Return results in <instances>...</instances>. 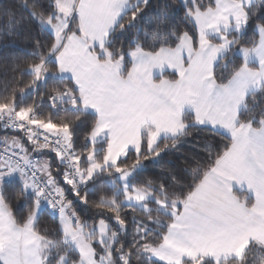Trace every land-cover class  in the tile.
Masks as SVG:
<instances>
[{"label": "snow or ice", "instance_id": "1", "mask_svg": "<svg viewBox=\"0 0 264 264\" xmlns=\"http://www.w3.org/2000/svg\"><path fill=\"white\" fill-rule=\"evenodd\" d=\"M179 2L192 29L166 30L173 0L149 18L147 44L125 45L112 34L149 0H22L47 35L0 98V124L23 134L0 149V264H264V0ZM198 130L187 182L146 174ZM45 216L58 227L41 228Z\"/></svg>", "mask_w": 264, "mask_h": 264}, {"label": "trees", "instance_id": "2", "mask_svg": "<svg viewBox=\"0 0 264 264\" xmlns=\"http://www.w3.org/2000/svg\"><path fill=\"white\" fill-rule=\"evenodd\" d=\"M173 0H149V6L145 7L143 12L137 16V19L132 22V25L126 26V30L121 32L113 33V38L124 42L127 45L128 41L133 35L137 36L139 39H144L145 44L147 40L144 38V30L147 27L151 30L152 25L148 24L149 18L156 17L160 6L165 4H171ZM168 17L165 21V28L175 27L177 31L182 28L192 29L193 24L189 22L190 18L186 16L185 9L180 5L179 0H175V6L170 7L167 10ZM13 35H8L9 29ZM19 32V35L16 33ZM47 35V29L41 27L29 14L27 8L22 5V0H0V98L7 96L12 87L16 84V80L13 79V72L11 71L12 66L16 63L24 65L25 62L31 61L32 59V48L34 47L35 41H43ZM17 79H19V74ZM171 76L170 73L166 74ZM30 77L25 74L23 79L27 81ZM57 82H61L60 78H57ZM46 83H41L38 87L37 94L46 90ZM31 99V97L25 98V101ZM18 102H21V98L18 97ZM30 102V101H29ZM51 111L53 116L59 117L66 115L65 112L58 109H52L50 106L41 104L38 109L40 115H47V112ZM92 114L89 113L86 117L87 122H91ZM87 123L81 124L78 127V131L86 128ZM23 135L22 133H17L15 129H5L0 126V141H5L7 138L8 143H11V138L17 135ZM204 131L198 130L193 133L191 137L182 140L174 149L170 151H165L160 157L146 162V167L148 171L147 175L155 174L165 177L171 175H176L182 181L187 182V178L181 173L182 168L181 161L188 159L189 153L197 152L196 140L198 137L203 136ZM78 142V137H77ZM48 158H54L53 153H47ZM56 167L62 170L63 165L57 163ZM54 166L53 171L57 169ZM57 178L63 183L62 177L57 173ZM99 182H97L98 184ZM82 193L87 191L91 201L97 199L96 194L99 191L98 187H94L91 183L87 186H81ZM11 198L12 193L9 192ZM74 206L77 211L82 215L83 218L89 219V223L92 222L91 218L94 217V209H91L87 204L82 203L78 197L71 196ZM28 201H21L15 204L14 211L19 216L24 208L27 206ZM43 208V207H42ZM45 211L51 212L50 209L44 208ZM126 212H131V208H126ZM110 222L115 226V221L110 220ZM41 228H54L58 227V217L53 220L49 216H45L41 221ZM126 239H131V226L128 227L127 231L124 233ZM259 254L250 255L249 264H253L256 261L259 264ZM139 264H145L143 259L140 260ZM159 264V262H158Z\"/></svg>", "mask_w": 264, "mask_h": 264}, {"label": "built area", "instance_id": "3", "mask_svg": "<svg viewBox=\"0 0 264 264\" xmlns=\"http://www.w3.org/2000/svg\"><path fill=\"white\" fill-rule=\"evenodd\" d=\"M0 126H2V124H0ZM3 127V126H2ZM11 143H9L10 145ZM4 147V141H0V149H3ZM33 159H40V157L38 155H33ZM42 207L43 208H47V205L46 204H42ZM51 210V209H50Z\"/></svg>", "mask_w": 264, "mask_h": 264}]
</instances>
